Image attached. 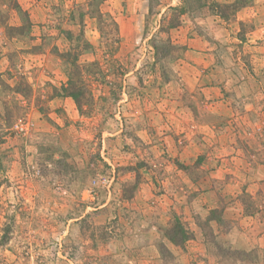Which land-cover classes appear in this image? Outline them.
<instances>
[{"label": "rangeland", "instance_id": "rangeland-1", "mask_svg": "<svg viewBox=\"0 0 264 264\" xmlns=\"http://www.w3.org/2000/svg\"><path fill=\"white\" fill-rule=\"evenodd\" d=\"M241 1L0 0V264H264V0ZM215 20L252 130L232 87L218 116L192 98Z\"/></svg>", "mask_w": 264, "mask_h": 264}, {"label": "crops", "instance_id": "crops-1", "mask_svg": "<svg viewBox=\"0 0 264 264\" xmlns=\"http://www.w3.org/2000/svg\"><path fill=\"white\" fill-rule=\"evenodd\" d=\"M214 22H215L214 24H215L216 29H217V32L214 33V35H215L214 40H209L207 38H205V40L201 39L199 44H198V48L197 49L193 48L192 49L193 51H191L193 56L197 55L201 61L205 60L206 58H209V57H212L215 60L214 62L209 63L208 64L209 66H207L205 68L201 67V66H197L200 69L204 68V70L209 68V70L211 72L208 71L209 74H207V76L204 78L205 79L204 81H202L200 79L193 81V83H197L198 86L204 91V94L206 95V97L204 99L202 97L199 98V96L197 98H195L192 95V98H194L193 100L199 105L205 104L206 101H209V99H212L213 105H210L211 107H208V109L210 108L209 112H212L215 116H218V115L222 114V106L225 103H227L230 106L232 105L231 102L225 98V95H223L224 92H222V91H227L230 87H232L233 90L235 89V93H236V96H234L233 99L236 101V103H238V108L240 111H242V114L238 113L237 109H233L232 107H231V109H228V112H230L231 117H233V120H235L236 122L239 123V126L242 127L241 129L243 131H247L248 129L252 130L253 127H255V124H253V123H255L254 111H256V109H258L257 107L260 104H257V106H256L254 101L249 97H245V95L251 94V92L248 91L249 86H251V88L254 89L255 87H258V83L257 82H251V81H249V82L241 81L239 79H234V81H233L231 79L234 76L232 73V70L230 68H227V69L224 68L223 66H224V64L226 66L227 62L222 60L225 57V53H224V52H226L224 50L225 45L228 44L230 41L229 40L230 34L228 32V29L225 26L221 25V23H219V21L215 20ZM220 34H221V36H220ZM210 41H214V47H211L212 44L208 43ZM242 42L243 41H241V43ZM248 42H250V41L245 42L244 45H246ZM251 42H253V40ZM238 48H240V47H238ZM235 58H237V56L234 57V59ZM208 61H210V60L208 59ZM233 62L237 63V65L239 67L237 69L239 71L238 72L239 74L241 72L246 73V70L240 66L241 58H238L237 60L235 59V61H233ZM212 65L215 68V71H213L214 68L212 69ZM217 68H219V69H217ZM225 75H227V77ZM208 80H209V82H208ZM207 85H209L208 89L206 88ZM191 89L192 88H190V90ZM209 95L213 96V98H211ZM240 100H245V102H244L245 108H243L241 106V104L239 103ZM186 109H187L189 115L185 114V116L190 119V115H191V117L193 118L194 113L190 110L189 107H187ZM220 111H221V114H220ZM178 114L180 115V113H178ZM192 118L190 120H192ZM262 119H263L262 115L261 116L258 115V117H257L258 123L262 122ZM248 123H249V125H248ZM204 129L205 130L209 129L212 131L214 130V129H211L210 126H204ZM183 130H185V129H183ZM198 130H202V128L199 127ZM198 132L200 133V131H198ZM234 137H236V136H234ZM234 147L231 144H228L227 148H223L220 146L219 150H220V152L221 151H223V152H226V151L236 152ZM229 148H233V149H229Z\"/></svg>", "mask_w": 264, "mask_h": 264}, {"label": "trees", "instance_id": "trees-1", "mask_svg": "<svg viewBox=\"0 0 264 264\" xmlns=\"http://www.w3.org/2000/svg\"><path fill=\"white\" fill-rule=\"evenodd\" d=\"M239 4H241V5H239ZM234 5H235V6L238 5L239 7L244 8L245 5H246V3L242 2V1H241V3H240V0H239V1L237 0V2H236ZM14 8H19V7L15 5ZM180 14H183V11H181ZM216 15H218V14H216ZM176 16H177V15H176ZM219 16H220V15H219ZM220 17H221L222 19H223V18H226V16L223 15V14H221ZM180 24H181L180 21H178V22H174V23L171 25L170 28H177V27L180 26ZM71 70L73 71V74H72V75H73V78L71 77V78L68 80V82L65 84V87L63 88V93H64V95L73 98V100L76 101V103H77L79 109H81V107H82V104H81V103H82V102H81V101H82V100H81V95L78 93V89H77L78 86H77V84H75V82H74L75 75H76V74L79 75L81 69H80V65L77 64L75 60L71 63ZM72 71H71V72H72ZM72 75H71V76H72Z\"/></svg>", "mask_w": 264, "mask_h": 264}, {"label": "built area", "instance_id": "built-area-1", "mask_svg": "<svg viewBox=\"0 0 264 264\" xmlns=\"http://www.w3.org/2000/svg\"><path fill=\"white\" fill-rule=\"evenodd\" d=\"M25 129V128H24ZM23 127L21 128V130H24Z\"/></svg>", "mask_w": 264, "mask_h": 264}]
</instances>
